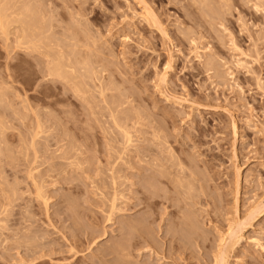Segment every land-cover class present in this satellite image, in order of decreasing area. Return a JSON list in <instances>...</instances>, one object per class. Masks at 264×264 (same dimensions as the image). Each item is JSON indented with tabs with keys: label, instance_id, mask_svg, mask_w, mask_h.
<instances>
[{
	"label": "rangeland",
	"instance_id": "374dc122",
	"mask_svg": "<svg viewBox=\"0 0 264 264\" xmlns=\"http://www.w3.org/2000/svg\"><path fill=\"white\" fill-rule=\"evenodd\" d=\"M0 11V264H264V0Z\"/></svg>",
	"mask_w": 264,
	"mask_h": 264
},
{
	"label": "bare ground",
	"instance_id": "6f19581e",
	"mask_svg": "<svg viewBox=\"0 0 264 264\" xmlns=\"http://www.w3.org/2000/svg\"><path fill=\"white\" fill-rule=\"evenodd\" d=\"M34 3H35V2H34ZM22 5H23V4H22ZM24 5H25V3H24ZM28 5H29V4H28ZM31 6H32V5H31ZM33 6H34V5H33ZM25 7H26L27 10H28V9H29L28 7H30V5H29V6H27V5H26V6H23V8H25ZM30 8H31V7H30ZM34 8H35V7H34ZM29 10H30V9H29ZM23 11H24V9H23ZM39 11H40V10H39ZM1 12H2V11H0V26H1V29H4V28H5V29L7 30V28H6L7 25L5 26V19H6V18H5V16H3L4 13H3V12L1 13ZM25 12H26V9H25ZM26 13H27V12H26ZM26 13H23V14L26 15ZM33 15H34V14H33ZM38 15H39V13H38ZM38 15H37V14L34 15V17H35V16L39 17ZM26 16H28V15H26ZM29 17H30V16H29ZM25 18H26V17H25ZM35 18H36V17H35ZM39 18H40V17H39ZM27 19H30V18H27ZM30 20H31V19H30ZM6 22H7V21H6ZM31 22H33V21H31ZM40 22H42V21H40ZM44 22H45V21H44ZM7 23L10 24L9 22H7ZM20 23H22V24L24 23V24H25V23H26V19H25V21H23V22L20 21ZM28 23H30L29 20H28ZM40 24H41V23H40ZM42 24H44V23H42ZM25 25H26V24H25ZM27 25H28V24H27ZM27 25H26V26H27ZM23 26H24V25H23ZM23 26H22V27H23ZM26 26H25V29H26ZM35 26H36V25H35ZM28 27H30V26H28ZM32 27H33V26H32ZM40 27H42V26H40ZM23 28H24V27H23ZM23 28H22V29H23ZM1 29H0V31H1ZM5 29H4V32H6ZM8 29H9V26H8ZM28 29H29V28H28ZM32 29H33V28H32ZM9 30H10V29H9ZM29 30H30V29H29ZM38 30H39V29H38ZM24 31H25V30H24ZM32 31H33V30H32ZM36 31H37V30H36ZM36 31H35V32H36ZM2 32H3V30H2L0 33H2ZM30 32H31V31H30ZM7 33H8V32H7ZM23 33H24V32H23ZM23 33H22V37H23L24 40L21 39L20 41H21V42L23 41L22 43H25V39L28 38V37H26V36L29 35V32H25V34H27L26 36H25ZM4 34H5V33H4ZM30 34H32V33H30ZM33 34H34V31H33ZM23 35H24L25 37H24ZM33 36H34V35H32V38H34ZM29 37H31V35H30ZM29 39H30V42L27 41V40H29ZM29 39H26L27 43H28V42H29V43H33V41H31L32 39H31V38H29ZM35 39H36V38H35ZM35 39H34V41H35ZM63 41H64V40H63ZM65 41H66V40H65ZM66 42H68V39H67ZM64 43H65V42H64ZM20 44H21V43H20ZM25 44H26V43H25ZM32 47H33V46H32ZM35 47H37V46H35ZM64 47H65V46H64ZM64 47H63V48H64ZM71 47H72V46H71ZM71 47H69L67 50H69L70 53L72 52L71 54H75V53L73 52V50H74L75 48L71 50V49H70ZM28 48H29V47H28ZM51 51H54V50H51ZM74 51H76V50H74ZM52 53H53V52H52ZM47 54H48V53H47ZM61 55H62V54H61ZM51 56H52V55H51ZM57 56H58V55H57ZM59 56H60V54H59ZM59 56H58V58H59ZM63 56H64V55H63ZM63 56H62V58H63ZM60 57H61V56H60ZM50 58L52 59V57H50ZM59 59L61 60V58H59ZM59 59H57V61H58ZM52 60H54V59H52ZM55 60H56V59H55ZM60 60H59V61H60ZM57 61H54V62H56V64H57ZM59 61H58V65L60 64ZM61 61H62V60H61ZM61 61H60V62H61ZM50 63H51V61H50ZM50 63H49V64H50ZM87 64H88V63H87ZM52 65H53V62H52V64H51V67L53 68V73H55V72H54L55 69H54V67H53ZM58 65H57V66H58ZM60 65L62 66L61 69H63V68L65 67L66 64H64V67H63V64H60ZM54 66H56V65H54ZM57 66H56V67H57ZM56 67H55V68H56ZM56 69H57V68H56ZM58 69L60 70V73H61V69H60L59 67H58ZM58 69H57V70H58ZM64 69H65V68H64ZM64 69H63V71H64ZM49 70H50V69H49ZM57 70H55V71H57ZM59 70H58V71H59ZM51 71H52V69H51ZM58 71H57L56 73H58ZM65 72H66V70H65ZM53 73H52V74H53ZM56 73H55V74H56ZM67 73H68V72H67ZM58 74H59V73H58ZM63 74H64V73H63ZM63 74H61V75H63ZM50 75H51V74H50ZM67 75H68V74H67ZM52 76H53V75H52ZM57 76H59V75H57ZM67 77H68V76H67ZM67 77H65V78H67ZM69 77L71 78L72 76H69ZM84 77H85V76H84ZM65 78H64V79H65ZM67 79H68V78H67ZM79 90H80V89H79ZM115 122L117 123V121H115ZM115 122H114V124H115ZM118 125H119V124L117 123L116 126H118ZM38 127H39V126H38ZM40 127H41V126H40ZM40 127H39V128H40ZM39 128H38V129H39ZM118 128H119V127H118ZM123 129H124V128H123ZM124 132H125V131H124ZM123 134H125V133H123ZM127 135L129 136V134H126V137H127ZM129 139H131V138H129ZM125 140H126V139H125ZM129 141H130V140H128V142H129ZM181 167H182V166H181ZM179 169H180V168H179ZM182 173H183V172H182ZM177 176H178V175H177ZM178 179H179V178H178ZM178 179L175 180V181H178ZM173 180H174V179H173ZM181 180H182V179H181ZM181 180H180V181H181ZM178 183H180V182H178ZM182 183H183V182H181L180 184H182ZM187 183H188V182H187ZM184 184H185V182H184ZM176 185H177V184H176ZM182 185H183V184H182ZM190 185H191V184H190ZM149 186H150V185H149ZM183 187H184V186H183ZM188 187H191V186H188ZM190 189H193V188H190ZM188 191H189V190H188ZM177 192H178V191H177ZM194 192H195V191H194ZM178 194H179V193H178ZM180 194H181V193H180ZM183 194H185V193H183ZM186 195H187V194H186ZM189 195H190V194H189ZM114 196H115V195H114ZM187 196H188V195H187ZM44 203H45V201H44ZM45 204H46V203H45ZM45 204H44V205H45ZM46 205H48V203H47ZM68 207H69V206H68ZM113 208L115 209V206H114ZM113 208H112V209H113ZM237 214H238V213H237ZM233 216H235V215H233ZM75 217H76V216H75ZM182 217H183V216H182ZM187 218H188V217H187ZM237 218H238V217H237ZM188 219H189V218H188ZM234 219H235V218H234ZM184 220H185V219H184ZM181 221H182V220H181ZM189 221H190V220H189ZM238 221H240V220H238ZM187 222H188V221H187ZM187 222H186V223H187ZM190 222H191V221H190ZM133 223H134V222H133ZM186 223H185V224H186ZM189 224H190V223H189ZM232 224H233V223H232ZM236 224H237V223H236ZM174 226H175V225H174ZM231 226H232V225H231ZM127 227H128V226H127ZM192 227H193V226H192ZM231 229H232V228H231ZM134 230H135V229H134ZM196 230H197V229H196ZM232 232H233V234H232ZM234 232L236 233V231H234V229H233V231H231V233L229 234V238H226L227 241L230 239L231 241H229V242H232V243H233V242H234L233 240L238 239V238H237L238 236L235 237ZM224 236H225V235H224ZM227 237H228V236H227ZM234 238H236V239H234ZM220 239H221V238H220ZM224 239H225V238H224ZM219 241H220V240H219ZM227 241H226V242H227ZM236 242H237V240H236ZM119 243H120V242H119ZM128 243H129V242H128ZM227 243H228V242H227ZM232 243H231V245H233ZM234 243H235V242H234ZM120 244H122V243H120ZM120 244L117 243V246H118L119 248H118L117 246H115V247H117V249H118V251H117V249H115L117 252H116L114 249H113V250H114L116 253H118L119 255H120V254H121V255H126L125 253L128 252V250H127L128 248H126L125 246H128V245H125V244H124V245H125V246H124L123 244H122V245H120ZM236 244H237V243H236ZM227 245H228V248H229V247H230V246H229L230 243H228ZM227 245H226V243H224L223 246H227ZM131 247H132V246H131ZM125 248H126V249H125ZM223 248H224V247H223ZM229 249H230V248H229ZM125 250H126V251H125ZM221 250H222V249H221ZM223 250H224V249H223ZM223 250H222V253H221V254H222V255H221L222 257H223L224 255L226 256V253H224ZM226 250H227V249H226ZM226 250H225V251H226ZM231 251H233V250H231ZM223 253H224V254H223ZM227 254H228V253H227ZM228 255H229V254H228ZM221 256H219V257L217 256V257H218V258H221ZM225 256H224V257H225ZM109 257H110V256H109ZM128 257H130V256H128ZM225 258H226V257H225ZM221 259H223V258H221ZM219 260H220V259H219ZM225 260H226V259H225ZM217 261H218V260H217ZM127 262H128V261H127ZM224 262H225V261H224Z\"/></svg>",
	"mask_w": 264,
	"mask_h": 264
}]
</instances>
